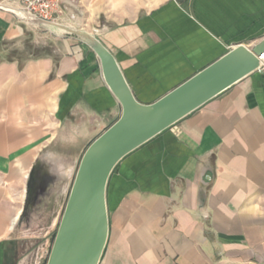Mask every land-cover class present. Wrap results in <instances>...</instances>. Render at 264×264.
Here are the masks:
<instances>
[{"label":"crops","instance_id":"crops-1","mask_svg":"<svg viewBox=\"0 0 264 264\" xmlns=\"http://www.w3.org/2000/svg\"><path fill=\"white\" fill-rule=\"evenodd\" d=\"M125 4L131 9L110 11L104 0H61L60 19L88 27L144 103L235 43L251 46L264 35V0ZM3 7L0 43H21L36 25ZM57 50V61L48 54L0 60V177L17 157L32 155L36 144L24 141L48 135L58 109L69 110L78 131L91 124L98 133L120 114L96 54L79 40ZM116 167L98 264H264V71L242 77L123 156L107 186ZM8 214L0 200V239Z\"/></svg>","mask_w":264,"mask_h":264},{"label":"water","instance_id":"water-1","mask_svg":"<svg viewBox=\"0 0 264 264\" xmlns=\"http://www.w3.org/2000/svg\"><path fill=\"white\" fill-rule=\"evenodd\" d=\"M68 31L96 54L120 114L85 147L45 264H98L108 235L106 187L117 162L231 84L259 70L264 35L251 46L235 43L154 101L144 103L135 97L109 48L89 32Z\"/></svg>","mask_w":264,"mask_h":264},{"label":"rangeland","instance_id":"rangeland-1","mask_svg":"<svg viewBox=\"0 0 264 264\" xmlns=\"http://www.w3.org/2000/svg\"><path fill=\"white\" fill-rule=\"evenodd\" d=\"M125 1L104 0V5L110 11L123 6L131 9V4H125ZM133 1L138 5L144 0ZM149 1L154 5L159 0ZM0 4L15 7L18 0L13 4L0 0ZM25 20L36 26L25 29L21 43L1 42L0 60L24 62L48 54L54 55L57 61L58 47L64 50V47L78 41L68 29L91 33L88 27L67 26L61 19L58 23ZM68 113L67 109H58L55 127L48 135L38 141L25 140V146L36 144L27 152L32 155L17 157L10 170L0 177V200L7 203L9 210V229L0 239V264H45L79 159L89 141L99 134V131L91 129V124L86 125L87 131H78L80 123H71L73 119L67 116ZM96 128H99V123ZM18 159H23L24 163L15 171ZM117 173L116 167L106 189L107 215L112 207L111 201L116 197L113 192ZM18 208V217L12 219V211Z\"/></svg>","mask_w":264,"mask_h":264},{"label":"built area","instance_id":"built-area-1","mask_svg":"<svg viewBox=\"0 0 264 264\" xmlns=\"http://www.w3.org/2000/svg\"><path fill=\"white\" fill-rule=\"evenodd\" d=\"M0 4V8H4ZM8 7L17 14L47 23H58L61 18V0H18L15 7ZM259 70L264 71V52L259 56Z\"/></svg>","mask_w":264,"mask_h":264},{"label":"bare ground","instance_id":"bare-ground-1","mask_svg":"<svg viewBox=\"0 0 264 264\" xmlns=\"http://www.w3.org/2000/svg\"><path fill=\"white\" fill-rule=\"evenodd\" d=\"M33 21H34V20H33ZM33 21H32V22H33ZM34 22H35V21H34Z\"/></svg>","mask_w":264,"mask_h":264}]
</instances>
